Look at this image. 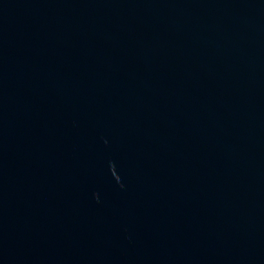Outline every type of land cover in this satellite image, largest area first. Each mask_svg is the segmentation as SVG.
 Listing matches in <instances>:
<instances>
[{"label":"water","instance_id":"water-1","mask_svg":"<svg viewBox=\"0 0 264 264\" xmlns=\"http://www.w3.org/2000/svg\"><path fill=\"white\" fill-rule=\"evenodd\" d=\"M0 264H264V0H0Z\"/></svg>","mask_w":264,"mask_h":264}]
</instances>
